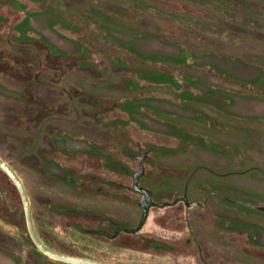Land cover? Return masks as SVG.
<instances>
[{"label": "rangeland", "instance_id": "obj_1", "mask_svg": "<svg viewBox=\"0 0 264 264\" xmlns=\"http://www.w3.org/2000/svg\"><path fill=\"white\" fill-rule=\"evenodd\" d=\"M28 14L43 29L55 33L56 39L69 42L61 50L73 52L61 56L41 39V82L30 81L27 76L36 69L28 63L33 60H21L28 64L27 71L8 65L0 67V82L14 95L0 94V155L13 162L28 187L34 224L43 242L59 253L110 264H195L188 258L193 256L194 249L182 245L185 236L167 231L177 223L173 220L170 224V218L176 219L179 214L171 215L175 207L153 208L138 233H121L109 239L97 235L93 217L86 219L76 212L77 208H86L92 202L97 195L95 188L60 185L54 175L40 170L37 164L43 165L44 159L54 160L57 150L72 156L65 146L50 143L53 142L51 127L61 130L54 135L60 141L64 137L58 135L87 129L93 132L94 138L97 135L106 138L103 140L106 144L110 141L108 137H114L108 147L110 156H105L104 163L121 161L118 149L122 144L126 152L135 155L148 152L144 177L148 186L154 181L163 189L168 179L182 181L188 164L197 161L214 174L227 176L225 180L237 188L252 189L254 196L264 199V0H0V42L10 35H18L17 25ZM105 28L122 31L121 40L125 42L111 39ZM33 33L28 29L26 34L35 38ZM107 40L110 45L103 48L112 59L110 63L107 59L101 63L99 47ZM114 61H118L116 69L110 68ZM102 64L110 71L109 80L101 83L102 87H109V100L98 102L107 105L108 110L96 107L90 116L87 114L92 129L84 116L74 117L73 112L61 114L49 104H41L42 98L55 99L54 74L59 68L72 70L74 81L85 86L89 75L99 76ZM120 97L122 101L113 99ZM212 99L229 104L217 107ZM130 100L142 108L135 110L133 105H126ZM185 102L215 105L221 112L215 115L237 124V130H232L236 135L225 130L216 142L240 148L244 153L241 165L231 169L222 163L214 166V157L208 152L199 153L197 160L185 156L183 150L197 145L200 137L196 133L184 142L181 135L195 129L189 124L177 123L180 130L173 136L166 124L162 132L161 124L149 120L155 119L148 110L175 113ZM99 110L106 117L99 118L101 113H95ZM130 111L149 118L144 120L149 128L139 127L131 119ZM42 112L47 114L43 122ZM172 125H176L173 120L168 126ZM206 141L214 140L209 137ZM28 156L29 161L21 163L20 159ZM89 158L91 162L78 156L77 162L86 164L87 168L100 162L96 156ZM62 159L71 164L69 158ZM125 163L135 168L133 157L127 154ZM87 168L81 176L85 180L88 173L92 184H96L98 174L87 172ZM77 169L74 165L65 170L77 174ZM243 169L252 171L246 174ZM199 175L204 177L208 173L199 170L195 176ZM128 176L124 204L120 206L125 217L120 221L133 226L138 215L137 197L129 190ZM0 183L3 192L11 195L10 204L0 198L4 212L11 206L7 215L0 212V217L9 223L0 222V259L9 254L14 264H66L44 256L34 247L26 230L18 192L6 177H0Z\"/></svg>", "mask_w": 264, "mask_h": 264}, {"label": "flooded vegetation", "instance_id": "obj_2", "mask_svg": "<svg viewBox=\"0 0 264 264\" xmlns=\"http://www.w3.org/2000/svg\"><path fill=\"white\" fill-rule=\"evenodd\" d=\"M17 28L18 35H10L4 41L0 42V67L8 65L9 67H15L20 70L25 68V71H27L29 68L28 64H25L21 60H33V62H28L31 63V68H36L28 72L29 75L27 76L30 81L41 82V39L44 40L43 43L47 42L48 45L53 47L57 51V54L61 56L73 53L70 50H61L60 47L69 44V42L56 39L54 37L56 36L55 33L43 29L39 21H36L30 14L17 25ZM28 29L34 32L35 38L26 34L28 33ZM11 31H13V28ZM105 31L111 39L119 43L125 42L121 40L122 31L118 29L111 30L109 28H105ZM115 44L117 47L120 45L117 43ZM107 45H110L108 40L107 42H102V46L99 47L102 59L101 63H104V59H107L110 63L112 59V57L107 54V50L103 48ZM110 49L112 48L110 47ZM155 59L156 58L152 60L155 61ZM13 60L18 62L13 63ZM9 61H12V64H10ZM116 62L118 63V61L112 62L110 68H118V65H115L117 64ZM8 69L10 70V68ZM107 69L108 67L102 64L98 69L100 77H91L92 75H89L88 78L90 80L86 81L85 86H82L74 81L72 70L59 68L54 74L56 78L54 85L55 99L49 100L50 97L42 98L41 104H43V106L49 104V107H53L54 111L61 112V114L73 112L74 117L80 116L82 118L84 116V120L89 124L91 121H88V116L94 112V108L100 107L103 111H105V109L106 111L108 110L107 105L98 102V100H109L107 94L109 87L104 85L102 87L101 85L102 82L106 83L107 80H109L108 75L110 71H107ZM24 77L27 79L26 76ZM94 81L97 85H95ZM2 85L3 84L0 82V94L14 97V95L9 92H12V90L4 88V85ZM102 88H104V90ZM113 99H120L119 101H122L121 97ZM217 101L218 99L211 100L217 107H224L229 104L227 100V102L223 103ZM49 102H52L53 106L50 105ZM146 102H144V105ZM138 104H140L139 100ZM200 104H189V102H185L175 113L168 110H164V112L158 110L151 111L147 108L146 110L153 114L152 117L155 120L141 117L142 115L138 116L135 111H130L129 113L131 119H134L136 123L140 124L139 127L147 128L145 125L146 121L144 120L149 119L161 124L163 127L164 124H166L167 128L172 130L169 134L173 136L180 130L177 128V123L189 124V126L195 130L192 131V129H188L193 133H183L181 135L183 139L181 140L186 142L196 133L199 134L200 140L194 147L183 150L186 154L182 153V155H189L197 160L199 153L208 152L214 157V166H219L222 163L225 165L227 164L230 169L232 167L237 168L239 164L241 165L243 162V151L234 144L216 142L219 134H225V130H229L231 135H236V131L234 133L232 130H237V124L235 125V122L229 119H221V116L215 115L217 113L221 114L220 111L215 109V105ZM126 105H133L135 110L140 107L142 108V106H137V102L134 100L127 101ZM44 111L48 113L47 110ZM50 113L49 111V114ZM95 113L97 115L101 113V110ZM46 115L45 113L42 114V122L45 120ZM104 117H106L104 113H101L99 118ZM172 120L176 125L169 127L168 125L171 124ZM91 126L92 122L90 128ZM165 130L166 128L164 127L162 132ZM49 131L53 135L50 136V138L53 139V142H50L51 144L54 143L57 145L58 143L61 146H65V148L73 154L70 153L72 156L68 157L63 155L62 151L57 150L53 156L54 160L44 159L43 165H41V163L37 165L40 170H47L54 175V180L60 183V185H73L77 187H85L87 185L88 187L92 186L91 189L93 187L95 188L97 195L93 196L94 199L92 202L89 203L86 208H77L76 212H80L79 214H82L81 216L86 219L93 217L94 220H96L94 222L96 228L94 229L98 231L99 234L97 235L114 239L121 233H138L146 224L151 209L175 207V211H173L171 215L177 216V214H179L176 219L174 217L170 218V224L173 223V220H176L177 223L175 226L173 223L170 226L171 230L168 229L167 231L171 232L172 235H182L183 238L185 236L182 245L184 246V244H186L188 247L194 249L193 256H191L192 258L187 257L195 264H264V199L254 196L252 189L244 186L237 188L236 185H232L231 181L225 180L227 176L216 175L210 168H207L206 165L200 164L201 162L197 161H192L188 164V172L186 176L183 177L182 181L180 180L179 182L177 179H168L163 189L155 185L154 181L153 184L148 186L147 180H144L146 174L145 163L148 152L135 155L126 152L122 144L118 149L121 161L114 160L112 162V160H109L104 163L105 156H110L108 147L112 143L110 141L114 140V137H111V139L108 137L110 141L106 144L103 141L106 138L103 136L97 135L94 138L93 132H89L87 129H79L78 131L74 129L75 132L72 130L73 132L68 131L58 135L59 137H64V141H60L58 138L54 137V135H56L55 133H61L58 127L53 126ZM209 137L214 141L208 143L206 139ZM43 149L45 148L43 147ZM126 154L133 157L135 161L134 169L126 165ZM78 156L85 157L87 161L90 160L89 157L96 156L100 159V162L97 164H89L90 168H87L86 164L77 162ZM63 157L69 158L71 164L68 160L62 159ZM0 158L17 173L30 200L28 187L13 162L2 155H0ZM20 161L21 163L28 162L29 156L21 158ZM52 162H57L56 164L58 165L55 166ZM89 162H91V160ZM74 165L78 167L77 170H79V172L77 174L75 172H66L65 169L68 168V166ZM86 168L88 169L87 172L95 171L98 174L99 178L98 181H95L96 184H92L88 173L86 174L87 177L85 180L81 176V173ZM199 170L206 171L208 175L204 177L199 175L196 177V172ZM251 171V169H243L242 172L249 174ZM1 174L14 186L12 181L0 169V177H3ZM126 175H129V190L137 197L135 206L138 210V215L137 222L133 226H127L120 221L121 218L125 217V212L120 206L124 204ZM171 177L173 176L171 175ZM2 188L3 185L0 183V198H3L5 204H10L11 195L4 193ZM104 192H107V195H103L102 193ZM113 196H116V199H113ZM30 205L33 218L31 200ZM10 207L8 206L5 212L0 207V210H2L0 212L7 215V209L9 211ZM0 222H6V225L9 224L8 221H4L2 217H0ZM35 228L38 233L37 227ZM133 228H136L134 232L128 231ZM168 240L173 241L174 239L168 238Z\"/></svg>", "mask_w": 264, "mask_h": 264}, {"label": "water", "instance_id": "obj_3", "mask_svg": "<svg viewBox=\"0 0 264 264\" xmlns=\"http://www.w3.org/2000/svg\"><path fill=\"white\" fill-rule=\"evenodd\" d=\"M0 169L7 175V177L12 181L15 188L17 189L22 209H23V216L25 221L26 230L28 236L34 245V247L42 253L44 256L53 259L58 262L66 263V264H110L103 261H97L89 258L78 257V256H71L63 253H59L50 247H48L42 239L39 237L37 230L35 228L33 218H32V211L30 200L28 194L25 190V187L17 175V173L4 161L0 158ZM136 228L130 229L128 231L134 232Z\"/></svg>", "mask_w": 264, "mask_h": 264}, {"label": "crops", "instance_id": "obj_4", "mask_svg": "<svg viewBox=\"0 0 264 264\" xmlns=\"http://www.w3.org/2000/svg\"><path fill=\"white\" fill-rule=\"evenodd\" d=\"M4 255H6L7 257L6 256L1 257V258H5V259H0V264H9V263L12 264L13 261H15L14 258H12V256L9 257L10 256L9 254H4Z\"/></svg>", "mask_w": 264, "mask_h": 264}]
</instances>
